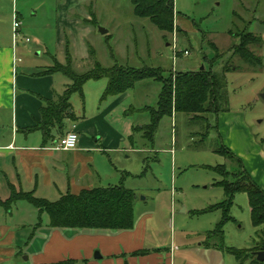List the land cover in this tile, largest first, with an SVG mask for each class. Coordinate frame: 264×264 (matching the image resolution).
Wrapping results in <instances>:
<instances>
[{
    "label": "rangeland",
    "instance_id": "rangeland-1",
    "mask_svg": "<svg viewBox=\"0 0 264 264\" xmlns=\"http://www.w3.org/2000/svg\"><path fill=\"white\" fill-rule=\"evenodd\" d=\"M60 1L0 0V47L13 45V15L22 24V34L14 44L17 46L14 68L18 58L25 66L47 63L46 49L54 51L59 36ZM173 2V29L166 34L148 19L136 17L131 0H71L74 12H87L88 19L78 17L91 28L86 43L94 49V57H88L81 66L72 61V68L83 72L93 67L96 60L103 67L115 63L137 68L160 67L167 76L177 71L207 69L212 64L213 71L222 74L226 66L223 92L227 110L218 114L212 112L207 120H192L181 112L164 116L153 141L149 142L142 131L133 130L149 123V115L136 114L138 112L130 109L131 104L136 108L135 102L141 105L138 89H130L132 94L129 92L128 99L107 115V121L118 136H112L106 144L95 141L100 137L98 134L91 138L99 146L104 145L105 150L90 152L96 177L87 178L85 182L94 186L122 183L134 191L133 214L136 223L145 221L147 245H158L162 251L172 247L176 256L185 257L184 264H240L227 248L246 249L254 245L256 228L251 223L246 193H235L229 208L233 219L224 224L221 236L207 237L221 219L220 209L192 212L206 210L225 198L221 186L216 185L221 177L213 168L226 165L230 170L234 163L216 151L220 140L245 161L246 169L264 186V0ZM99 27L108 33L101 34ZM244 31H251L260 38L259 43L249 46L260 64H249L230 52L238 41L232 35ZM173 36L176 37L175 51ZM211 43L220 55L214 63L211 62L216 53ZM150 81L154 85L149 88L150 98L145 102L153 107L161 85ZM101 82L84 85L82 97L77 93L72 95L74 111H85L87 117L97 113L106 86L101 89ZM5 118L2 115V119ZM78 120L81 121V117ZM39 196L51 201L59 197L47 192H40ZM17 204L24 209L21 213L25 215L24 223L31 220V214L35 219L34 207L25 201ZM42 216L47 221V214ZM22 248L24 253L15 262L31 263V258H26L36 251L37 244ZM98 253L95 250L92 258Z\"/></svg>",
    "mask_w": 264,
    "mask_h": 264
},
{
    "label": "crops",
    "instance_id": "crops-1",
    "mask_svg": "<svg viewBox=\"0 0 264 264\" xmlns=\"http://www.w3.org/2000/svg\"><path fill=\"white\" fill-rule=\"evenodd\" d=\"M60 2L62 4L59 5L60 12L57 14L59 36L55 50L46 49L45 54L49 58L46 64L25 66L20 64L22 61L18 58V64L14 68L17 46L13 44L11 48L0 47L1 202L9 198L12 189L15 192H32L36 197L47 199L39 196L40 192L60 196L67 190L77 193L83 188L94 187L85 182L87 178L96 177L91 166L94 159L90 152H104L102 149H105L104 145L100 147L91 138L98 134L100 137L95 141L106 144L112 136H118L116 129L107 121V115L130 96L128 90L100 101L97 113L89 117L85 115V111H74L71 103L74 117L66 118L61 130L52 128L54 138L45 142L40 130H28L42 119L40 109L43 99H56L70 83L61 73L37 74L51 66L53 58L65 63V38L68 37L70 41L72 61L77 66H81L89 56L86 38L91 33V28L78 17L88 19L87 12H74L71 0ZM19 22L18 31L21 35L22 24L20 20ZM103 79H99L102 81L101 89L107 83ZM93 81L97 80L87 81L84 85ZM153 85L150 80H144L132 88L138 89L137 98L141 102V105L135 102L136 108L129 105L136 109V114L143 115L146 112L141 109L151 106L145 101L150 98L149 88ZM2 115H5V120ZM80 117L81 121L78 120ZM70 130L78 133L77 148L71 151L53 149L55 142ZM227 148L242 161L252 180L264 192V186L246 169L245 161L229 146ZM19 201L21 200L9 205L0 203V264H17L15 259L24 253L22 247L30 243H36L37 249L27 255L26 260L31 258L29 264H57L66 260H72L74 264H184L185 257L176 256L172 247L162 251L158 245H147L145 221L136 223L134 218V225L130 230L53 228L48 225V216L47 221L43 219V213L40 215L41 223L38 224V212L34 215L36 220L31 214L30 218L34 222L31 223L30 220L24 223L25 215L21 214L24 209L17 204ZM95 250H98L99 255L94 259L92 255Z\"/></svg>",
    "mask_w": 264,
    "mask_h": 264
},
{
    "label": "trees",
    "instance_id": "trees-1",
    "mask_svg": "<svg viewBox=\"0 0 264 264\" xmlns=\"http://www.w3.org/2000/svg\"><path fill=\"white\" fill-rule=\"evenodd\" d=\"M133 14L138 18H146L158 30L163 33H171L173 29V0H131ZM82 23L86 22L81 20ZM232 35V33L230 32ZM238 39L237 43L230 48L233 55L239 56L249 64H260V59L249 49V46L260 42V38L251 31H244L238 35H232ZM212 44V43H211ZM215 57L211 63L220 58L217 48ZM88 57H94V49L88 46ZM113 58L112 51L110 50ZM65 63H60L53 58V63L46 69L38 72L39 75L61 73L69 79L64 92L54 100L43 99L40 109L41 121L28 130H40L44 142L54 138L52 128H63L66 118H73L71 109V96L75 93L83 96V86L87 81L106 79V86L101 94L100 101L116 96L132 89L136 83L144 80H152L160 83L156 105L146 106L141 111L149 115V123L133 130L142 131L143 137L152 142L157 131L159 121L164 116L173 113H185L192 120H207L210 113L218 114L227 110L224 87V71L219 74L213 71V64L207 69L177 71L175 74L165 76L160 67H132L115 63L111 67H103L94 60L93 67L77 72L72 68L70 41L65 38L64 45ZM131 110L136 111L133 107ZM129 109V110H130ZM219 137V136H218ZM216 151L228 158L233 164L230 170L226 165H217L214 171L221 177L216 185L221 186L225 198L216 205L206 210H195L192 214L220 209L222 216L215 228L208 232L207 237L221 236L223 226L233 218L229 215V208L233 203L235 193L244 192L247 195L251 223L256 228L254 245L246 249L227 248L228 253L243 264H264V261H256L252 252L264 251V192L252 180L245 170L242 161L235 156L220 140ZM18 200L25 201L34 207L39 216L38 224L41 223L40 215L46 213L48 225L53 228L75 229H105V230H130L134 225L133 206L135 194L132 189L126 188L122 183L108 186H94L83 188L77 193L67 190L58 199L51 201L36 197L32 192H15L12 189L7 200L1 204L9 205ZM57 264H74L72 260H66Z\"/></svg>",
    "mask_w": 264,
    "mask_h": 264
},
{
    "label": "built area",
    "instance_id": "built-area-1",
    "mask_svg": "<svg viewBox=\"0 0 264 264\" xmlns=\"http://www.w3.org/2000/svg\"><path fill=\"white\" fill-rule=\"evenodd\" d=\"M19 27H20V22L17 18L16 15H13L12 18V40H13V44H15V40L16 38L19 36ZM26 41H28V38L25 39ZM176 37L173 36V42H172V48L175 51L176 49ZM177 54V52H175ZM184 54H187V51H184ZM78 133L74 130H70L68 131L66 134H64L63 136H61L54 144V146L52 147L55 150H59V151H71V150H75L77 148L78 145Z\"/></svg>",
    "mask_w": 264,
    "mask_h": 264
},
{
    "label": "water",
    "instance_id": "water-1",
    "mask_svg": "<svg viewBox=\"0 0 264 264\" xmlns=\"http://www.w3.org/2000/svg\"><path fill=\"white\" fill-rule=\"evenodd\" d=\"M98 30L101 34L107 33V30L102 28V27H99ZM202 69H203V67L200 68V70H202ZM252 255L255 256L256 261H259V262L264 261V251H255V252H252Z\"/></svg>",
    "mask_w": 264,
    "mask_h": 264
}]
</instances>
